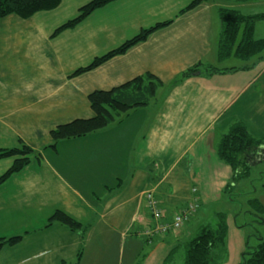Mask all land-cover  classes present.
<instances>
[{"label": "crops", "instance_id": "crops-1", "mask_svg": "<svg viewBox=\"0 0 264 264\" xmlns=\"http://www.w3.org/2000/svg\"><path fill=\"white\" fill-rule=\"evenodd\" d=\"M90 1L62 0L30 18L0 19V149L22 140L41 154L0 184V239L23 236L2 247L0 264H163L226 197L233 170L218 155L223 135L241 121L254 137L264 138V52L239 67L222 66L233 57L222 61L218 55L219 9L264 13V0H209L186 12L192 0H114L55 34ZM167 21L125 53L73 76ZM261 31L264 20L255 36ZM199 63L239 69L180 79ZM146 74L163 84L150 105L50 147L58 125L94 116L92 91ZM14 160L0 159V176ZM148 191L167 220L195 198L200 205L181 229L147 234L156 224ZM58 210L89 225L87 231L48 224ZM234 224L236 248L228 250L224 264H240L245 249L243 230L236 219Z\"/></svg>", "mask_w": 264, "mask_h": 264}, {"label": "trees", "instance_id": "trees-1", "mask_svg": "<svg viewBox=\"0 0 264 264\" xmlns=\"http://www.w3.org/2000/svg\"><path fill=\"white\" fill-rule=\"evenodd\" d=\"M113 1L91 0L79 9L76 17L61 25L55 31V34L74 28L94 11ZM207 1L209 0H192L182 12L192 10ZM235 1L243 3L250 0ZM61 2L62 0H0V19L11 14L24 19L30 18L38 12L58 8ZM219 15L222 30L218 43V55L222 61L231 57L248 61L264 52V38H256L255 36L256 24L264 20V13L244 14L236 8L221 7ZM169 23L170 21L159 23L151 28L142 30L118 48L96 57L88 66L75 71L73 76L93 70L107 60L125 53L132 46L145 40L153 31ZM238 69V67L221 69L212 65L199 63L184 72L180 79L196 74L211 76L215 73L233 72ZM162 85V81L159 78L152 74H146L109 90L92 91L88 98L94 116L86 119L79 118L69 123L58 125L51 131L53 142L50 147L55 148L57 142L61 140L79 138L105 129L123 114L133 109L150 105L156 99L157 91ZM217 150L219 157L230 165L233 170V178L226 186V191H229L232 188L231 186H234L238 180L249 178L252 167L255 164L264 163V138L254 137L245 123L241 121L235 122L228 132L223 135L218 143ZM11 157L15 158L14 163L0 176V184L29 165L33 158L40 159L41 154H36L32 147L21 140L18 147L0 149V159ZM249 202L254 205L264 224V205L257 198L250 199ZM214 217L216 218L215 225L205 224L201 226L192 238L178 244L170 252L163 264H224L229 254L226 240L227 214L223 211H217ZM55 222L63 224L71 230L82 231L83 233L89 227V225L82 224L61 210L56 211L50 217L48 224ZM22 237V235H18L1 238L0 250L4 245L17 244L22 240ZM258 239L260 242L254 247L251 246L250 240L247 239L240 264H264V238L261 236Z\"/></svg>", "mask_w": 264, "mask_h": 264}, {"label": "rangeland", "instance_id": "rangeland-1", "mask_svg": "<svg viewBox=\"0 0 264 264\" xmlns=\"http://www.w3.org/2000/svg\"><path fill=\"white\" fill-rule=\"evenodd\" d=\"M264 9V4L261 6ZM262 23V22H261ZM264 34V31H261ZM257 33V37L261 38L264 35ZM256 57V56H255ZM228 60L222 66H241L253 61H243L232 58ZM264 163H257L252 167L251 176L249 178H242L238 180L234 186H231L229 191L225 192V198L220 205L217 206L218 211L226 212L227 214V247L228 250H235L236 237L234 235V219L237 221V225L241 226L240 230H243L245 235V248L247 239L250 240L251 246H257L259 244V237L264 238V224L260 219V215L256 211L253 204L249 202L250 199L257 198L264 205ZM225 200L228 202L225 203ZM199 203V201H197ZM200 205V203H199ZM207 214L206 224H216V218L214 215ZM229 218V220H228ZM232 223V225H231ZM245 250V249H244Z\"/></svg>", "mask_w": 264, "mask_h": 264}, {"label": "built area", "instance_id": "built-area-1", "mask_svg": "<svg viewBox=\"0 0 264 264\" xmlns=\"http://www.w3.org/2000/svg\"><path fill=\"white\" fill-rule=\"evenodd\" d=\"M196 191V189H194ZM147 206L150 209L156 224L153 228L149 229L147 234H164L169 231H177L186 224L192 215L196 213L199 208L197 198L189 202L186 206L179 209L172 220L165 219L164 212L160 207L159 201L155 198L151 191L145 194Z\"/></svg>", "mask_w": 264, "mask_h": 264}]
</instances>
